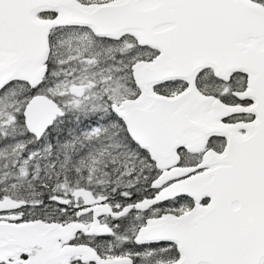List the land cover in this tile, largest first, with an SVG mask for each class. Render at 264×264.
<instances>
[{"label": "snow or ice", "instance_id": "1", "mask_svg": "<svg viewBox=\"0 0 264 264\" xmlns=\"http://www.w3.org/2000/svg\"><path fill=\"white\" fill-rule=\"evenodd\" d=\"M0 264H264V0H0Z\"/></svg>", "mask_w": 264, "mask_h": 264}]
</instances>
